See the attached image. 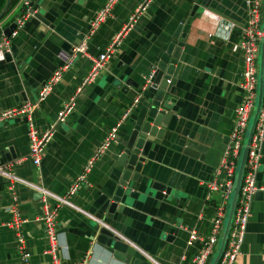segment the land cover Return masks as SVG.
Segmentation results:
<instances>
[{"label":"crops","instance_id":"0c3cea01","mask_svg":"<svg viewBox=\"0 0 264 264\" xmlns=\"http://www.w3.org/2000/svg\"><path fill=\"white\" fill-rule=\"evenodd\" d=\"M104 1L32 0L33 13L9 37L8 48L0 47V113L25 102L32 104L41 83L56 68L59 79L30 109L36 133L48 129L57 111L72 102L63 120L54 123L37 164L28 154L27 110L0 120V167L10 174L0 173V264H23L22 252L28 253L25 264H50L38 216L42 198L49 205L56 202L38 187L63 195L136 93L137 102L117 123L115 140L95 155L70 196L84 212L66 204L56 210L57 261L185 264L200 244L198 238L186 244L188 231L193 229L198 236L208 232L220 197L209 192L206 184L222 178L214 169L233 125L234 107L245 96L238 80L243 66L240 26L247 0H115L103 20L90 28ZM144 1V8L134 15ZM19 11V0H0V42L2 34L8 35L3 28ZM171 38L181 46L174 43L179 48L172 72L175 82L163 98L167 110L176 114L175 129L166 130L160 142L153 143L147 155L151 173L136 182L139 172H133L128 187L133 195L122 196L119 208L105 221L123 237L113 245L97 242L95 199L98 192L118 184L121 166L116 158L130 121L140 101L155 91L144 85L143 76L153 70ZM82 40L84 52L65 60V54ZM110 43L113 49L103 67L82 85L92 57ZM127 78L138 82L140 89L122 90ZM186 143L199 149L202 158L183 153ZM254 179L264 186V142ZM154 180L168 185V193L151 187ZM14 215L25 218L16 230L6 224ZM221 236L222 231L218 243ZM113 249L126 257H114ZM232 264H264V188L249 201L240 252Z\"/></svg>","mask_w":264,"mask_h":264},{"label":"built area","instance_id":"2783aa9c","mask_svg":"<svg viewBox=\"0 0 264 264\" xmlns=\"http://www.w3.org/2000/svg\"><path fill=\"white\" fill-rule=\"evenodd\" d=\"M32 0H19L20 11L18 15L14 18V27L10 30L7 36L1 35L0 47L3 48V51L8 48L7 40L10 36H14L17 32V29L21 26L22 22L33 13V8L31 4ZM115 0H105L100 8L95 12L94 17L90 21V28L96 27L103 18L109 13L111 4ZM145 1L138 4L134 10L135 13H138L144 8ZM262 13L263 7L260 0H247V7L245 13L244 22L240 26L241 38L239 40V47L242 52V61L243 66L240 72V78L238 80L239 87L244 91L245 96L234 107V120L233 125L228 134L227 142L221 153L219 162L214 169V174H221L222 178L219 180H210L207 182L206 186L209 192H217L219 194V202L215 205V212L210 219L208 226V232L204 236H198L196 231L190 229L186 238V244H190L193 240L199 239L200 244L193 252L189 260L185 264H208L209 256L212 255L217 247L218 236L222 231L223 227V218L225 215V204L226 199L231 193L232 182H233V173L235 169L236 159L239 156L240 148L243 142V137L245 130L248 125L250 112L253 107L254 97L256 94L257 86V71H258V50L260 39L264 38V29L261 28L262 25ZM132 19V15L130 16ZM113 44H109L103 51L99 52L96 56L92 57L91 65L85 76L83 77L81 84L92 79L97 72L103 67L104 60L107 58L108 54L112 51ZM84 52V43L83 40L76 44L72 48V52L65 54V60H69L72 55L77 53L82 54ZM153 70L143 76L144 85L149 84ZM60 69L56 68L49 78L46 81H43L39 87L38 94L31 104L25 102L19 108L7 109L4 112L0 113V120L5 116H9L13 112L19 110H27V122H28V154L32 158V162L37 164L40 156L42 155L44 145L48 141L53 125L55 122L63 120L66 113L71 108V100L64 104L63 107L57 111L56 120L53 124L50 125L42 134H37L35 129L31 125L30 109L32 106L41 101L47 92L50 90L52 84L59 79ZM79 89V87H78ZM139 98V93H136L133 96L131 102L125 107L124 111L121 113L120 117L116 123L109 128L105 136L101 140L100 144L96 148L94 154L86 161L83 166V170L80 175L68 186L66 192L63 195H57L39 188L38 190L42 194H46L52 197L55 200V204L49 205V202L42 198L41 212L38 216V219L43 223V231L47 239V246L44 249L45 252H48L51 255L52 261L50 264H83V261L77 262H58L55 256V250L57 247L56 242V227H55V214L57 208L61 204H66L71 207L76 208L77 210L84 212L80 208L74 206L70 200L71 194H73L76 184L83 179L84 173L88 170L90 164L92 163L93 158L97 155L98 152L103 150L111 141L115 140L116 137V126L117 123L130 111L132 105H134ZM264 142V59L262 64V92H261V101L254 122L253 131L250 136V141L248 144L246 157L243 165L242 176L240 185L238 188L237 199L234 206V211L231 218V223L227 231V237L225 241L224 248L220 254V257L216 264H232L236 256L240 252V245L242 242L243 234L245 231V225L248 216L249 210V201L256 190H261L264 188L262 185L255 183L254 175L255 171L258 168L259 158H260V148ZM0 173L5 176L10 174L3 170L0 167ZM25 221V218L14 215V218L8 222L7 225L18 229L19 225ZM96 221L106 227H108L114 234L118 237H123L116 230L110 228L103 221ZM17 240L21 245L22 238L19 232H16ZM28 256L27 252H22L21 258L23 264H25L26 258Z\"/></svg>","mask_w":264,"mask_h":264},{"label":"water","instance_id":"95a60500","mask_svg":"<svg viewBox=\"0 0 264 264\" xmlns=\"http://www.w3.org/2000/svg\"><path fill=\"white\" fill-rule=\"evenodd\" d=\"M263 13H262V25L264 29V0L262 1ZM14 22L8 23L2 30L4 34H9V31L14 27ZM181 24L175 28L173 37H177L178 30ZM171 38L166 48L160 54L158 60L154 64L153 74L149 85L155 89L153 95L148 98H143L137 109V113L130 121L127 136L124 144L117 155L116 161L121 166V172L118 179V184L114 186L112 190H106L104 192H98L95 199L99 205L94 213L95 219L105 222L107 218L112 216L115 209L119 208L118 202L121 201L122 196L125 194L133 195L129 190L130 182L132 181L133 172H139L135 177L136 182H140L143 174H150L151 167L147 164V155L149 149L153 147V143L160 142L163 133L173 131L175 129L176 114L170 109L167 110L166 103L163 98L165 91H168L172 84L175 82V78L172 76L174 65L178 58V47L181 46L180 41H175ZM174 43L178 46H175ZM5 52L4 56H8ZM264 59V38L260 39L258 50V71H257V86L256 94L254 97L253 107L250 112L249 122L244 133L243 142L240 148L237 168L234 169L233 182L231 188V197L227 212H225V218L223 220L222 236L218 243L215 252L212 254L209 264H216L220 254L224 248L227 231L231 223L232 214L234 211L235 202L237 199L238 188L241 181L243 165L246 157L250 136L253 131L254 122L258 112V108L261 101L262 92V64ZM128 86L137 87L140 89V84L127 78L124 81L122 90ZM164 102V103H163ZM183 153L195 157L202 158V153H199V149H195L194 146L186 143L183 148ZM151 187L164 190L168 193L169 186L155 181L150 184ZM229 195V196H230ZM110 227V226H109ZM118 236L114 234L108 227L96 222L94 225V239L97 242L105 243L107 245H113ZM112 254L118 259H124L126 255L118 249H113Z\"/></svg>","mask_w":264,"mask_h":264},{"label":"rangeland","instance_id":"374dc122","mask_svg":"<svg viewBox=\"0 0 264 264\" xmlns=\"http://www.w3.org/2000/svg\"><path fill=\"white\" fill-rule=\"evenodd\" d=\"M248 122H249V121H248ZM237 163H238V158L236 159L235 169L237 168ZM230 197H231V195L228 196V198L226 199V204H225V210H226V212H227V208H228V205H229ZM224 218H225V217H224ZM217 244H218V243H217ZM211 258H212V255H210L209 258H208L209 262H210V259H211ZM209 262H208V263H209Z\"/></svg>","mask_w":264,"mask_h":264}]
</instances>
